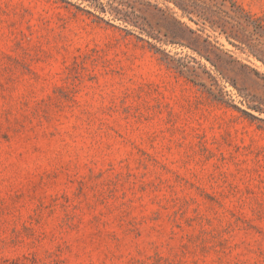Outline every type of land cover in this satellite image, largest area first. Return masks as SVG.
<instances>
[{"label":"rangeland","instance_id":"374dc122","mask_svg":"<svg viewBox=\"0 0 264 264\" xmlns=\"http://www.w3.org/2000/svg\"><path fill=\"white\" fill-rule=\"evenodd\" d=\"M0 264H264V0H0Z\"/></svg>","mask_w":264,"mask_h":264}]
</instances>
